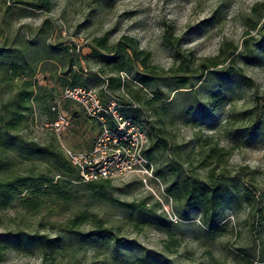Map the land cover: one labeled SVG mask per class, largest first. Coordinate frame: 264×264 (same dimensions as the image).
Here are the masks:
<instances>
[{
  "label": "rangeland",
  "instance_id": "obj_1",
  "mask_svg": "<svg viewBox=\"0 0 264 264\" xmlns=\"http://www.w3.org/2000/svg\"><path fill=\"white\" fill-rule=\"evenodd\" d=\"M30 2L33 0H0V48L21 49L27 56L37 53L36 59L43 58L48 45L57 47L58 52L55 59L40 60L32 65V71L25 69L17 77L9 78L11 73L0 69V105L19 90L25 79L51 91L46 99L32 105L20 136L59 149L61 145L73 150L92 146L101 126L74 103L61 102L60 109L70 122L67 128L56 134L48 126L52 118L50 108L61 96L57 78L64 64H68L69 54L75 64L73 70L91 76L93 83L87 86L104 100L116 99L137 106V112L130 115L140 120L146 132L154 129L165 139L168 158L202 180L213 172L214 177L243 182L255 193L256 208L264 209V134L246 146L233 141L228 131L247 125L253 109L256 118L264 117V110H260L264 104V0H50L46 9L31 8ZM119 42H127L136 56L131 55L130 72L110 73V66L95 57L110 56L100 43L110 50ZM224 46L235 51L230 57L235 61L234 67L252 83L234 80L200 89L204 68ZM174 48L181 59L176 57ZM248 50H254L256 55L252 64L243 59ZM228 62L224 65L228 66ZM93 74L102 80L119 77L121 84L109 90L106 82L97 84ZM145 75L154 79L151 85L140 82ZM184 79L195 86L175 90V82ZM157 92L160 96L155 95ZM213 92L219 96L211 99ZM198 104L211 112L202 120L195 112ZM72 113L79 116L76 125L71 121ZM211 147L221 150V161L217 162L209 152ZM11 168L25 174L30 168L45 167L18 158ZM97 182L101 180L94 183ZM94 189L82 186L78 201L47 202L37 212H27L12 202L7 209L0 210V234L24 230L64 238L63 226L82 211L102 220L123 243L79 245L74 241L64 251L52 255L28 247L7 251L0 264H128L144 251L166 255L175 264H264V223H259L260 215L243 200L240 204L229 202L218 212L214 221L217 229L207 233L198 208H186L182 213L173 201L179 220L170 221V233L177 246L167 249L169 236L165 232L154 226H137L141 217L136 213L130 218L134 206L141 202L147 208L156 204L138 178L108 181L103 185L104 199L92 196ZM107 198L126 204L128 209ZM154 208L162 213L160 207ZM92 228L89 222L79 227L82 231ZM255 246L257 257H247L245 249L249 251Z\"/></svg>",
  "mask_w": 264,
  "mask_h": 264
},
{
  "label": "trees",
  "instance_id": "obj_2",
  "mask_svg": "<svg viewBox=\"0 0 264 264\" xmlns=\"http://www.w3.org/2000/svg\"><path fill=\"white\" fill-rule=\"evenodd\" d=\"M49 4L50 0H33L28 6L34 9H46ZM127 41L129 42L130 40ZM166 41L169 42L167 39ZM258 45H261L260 42ZM100 46L110 56L98 54L95 58L101 60L106 66H110V73L130 72L132 63L131 55L136 56V51L130 48L127 42H119L110 50L104 44L100 43ZM46 47V50H43L42 59H36L37 53L27 56L25 51L21 49L11 50L0 48V69H3L6 74L10 72L9 78L19 76L25 69L32 71V65L35 66L40 60H53L56 58L58 48L49 45ZM130 50L132 52L131 54L129 53ZM174 51L176 57L181 59L178 49L174 48ZM234 52V50L228 51L227 47L224 46L221 47L218 57L209 60L208 66L203 71V73H206L201 76L200 89H207L214 84L223 85L234 80L244 82L248 85L252 83L250 78L239 73L234 67L233 64L235 61H232L230 58ZM66 55L69 58L68 64H64L65 68L57 78L62 90L68 87L93 89L87 86L89 83H93L90 79L91 76L89 77V75L81 71L73 70L75 64L72 56L69 54ZM255 58L254 50H248L243 56L246 64H252ZM30 60L32 61L31 63L29 62ZM227 61L230 64L225 66L224 64ZM142 63L145 65L144 61ZM92 77L96 79L97 84L106 82L107 89L109 90L121 84L119 77L109 76L106 80H102L97 74H93ZM153 81L154 79L147 75L143 76L142 80L140 79V82L145 86L151 85ZM175 86V90H180L192 88L195 85L189 80L184 79L175 82ZM50 92L46 87L39 86L25 79L21 83L19 90L9 100L0 105V210L7 209L12 202H16L18 206L27 212H37L47 202L49 204H70L78 201L80 198L79 191L82 186L90 189L95 188L92 191V196L97 199H104L105 197L103 185L108 180H101L99 183H83L80 181L77 171L65 159L61 149L52 144L41 145L20 136L19 131L22 123L32 111V105L40 100L46 99L50 95ZM98 95L105 104L115 102L120 105V112L123 117L130 119L133 123L138 124L145 130L140 120L136 116L130 115L132 112H137L136 105L130 102H121L120 100L116 102V99L115 101L104 100L99 93ZM155 95L160 96L158 92ZM218 96V93L213 92L209 95V98L213 99ZM64 102L74 103L71 101ZM52 107L50 108L52 112L50 123L55 120L57 115L52 110ZM206 109L207 107L202 104H198V107H196L195 112L199 113V120L211 114ZM260 110H264V104H261ZM78 117L77 113L71 114L73 124L76 125L78 123ZM228 131L233 141L247 146L261 134H264V117L260 118L259 116L256 118L253 109L247 125ZM146 134L148 137V147L145 152L147 158L153 165L158 163L159 160L161 161L155 167V175L164 184L166 193L172 197L174 203L177 205L176 207H179L182 213H184L186 208H198L201 211L203 224L206 227L204 231L206 233L208 230H213L216 227L214 221L218 212L223 211L229 205V202L240 204L241 200H243L260 215L259 223H264V209L256 208L255 193L246 184L235 180L227 181L223 176L219 178L214 177L213 172L209 173L207 180L190 175L181 163L167 157V142L158 132L150 129ZM220 151L218 147H211L209 149V152L212 153V156L216 158L217 162L221 161L222 154ZM18 158L28 161L30 164H34L35 162L40 163L45 168L43 170L30 168L25 174H20L11 168ZM228 182L233 183L228 184ZM107 200L120 208L128 209L126 204L121 205L116 200L108 198ZM154 207L158 208L159 204L156 202ZM154 207L147 208L145 203L141 202L139 205L134 206L135 209L130 218H134L136 213L141 217L136 224L137 226L143 224L154 226L158 231L165 232L169 236V240L165 245L167 249L177 246V240L172 238V234L170 233V221L166 219L163 213L157 212ZM85 222H89L93 228L87 231L80 230L79 227ZM262 230H264V227H262ZM61 231L64 238L60 236L51 238L38 232H26L24 230L9 231L5 234H0V259L7 251L26 250L28 247H37L43 251L44 255H52L59 253V251H64L74 241L78 242L79 245L88 242H98L104 246L110 243L119 245L124 241L118 238L111 229L105 227L103 221L98 219L94 214L82 211L75 213L63 226ZM256 247L249 251L245 249V255L252 259L256 258ZM128 264H175V262L166 255L152 251H144L132 257L128 261Z\"/></svg>",
  "mask_w": 264,
  "mask_h": 264
},
{
  "label": "built area",
  "instance_id": "obj_3",
  "mask_svg": "<svg viewBox=\"0 0 264 264\" xmlns=\"http://www.w3.org/2000/svg\"><path fill=\"white\" fill-rule=\"evenodd\" d=\"M63 101L74 102L101 126L87 150H73L61 145L65 159L77 171L80 181H115L134 176L153 196L165 217L177 222L179 218L173 209V199L166 193L164 184L155 175L154 165L146 156V131L123 117L117 103H103L94 89L68 87L62 90L59 101L52 107L57 115L48 126L56 134L70 125L68 117L60 109Z\"/></svg>",
  "mask_w": 264,
  "mask_h": 264
}]
</instances>
